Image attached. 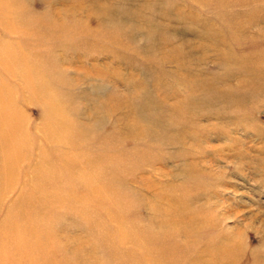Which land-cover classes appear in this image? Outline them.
Returning <instances> with one entry per match:
<instances>
[{"label":"rangeland","instance_id":"rangeland-1","mask_svg":"<svg viewBox=\"0 0 264 264\" xmlns=\"http://www.w3.org/2000/svg\"><path fill=\"white\" fill-rule=\"evenodd\" d=\"M11 1L30 15H3L20 28V43L0 36V145L5 138L7 148L0 152V223L29 211V196L51 181L48 191L61 202L29 219L41 225L53 264H202L193 258L208 239H197L194 218L210 226L216 219L217 231L233 235L238 263L263 258L264 142L254 134L264 132V81L250 85L241 65L264 73V0H115L122 24L137 32L135 50L117 46L83 16L58 26L59 18L44 13L47 0ZM54 1L112 12L113 0ZM122 37L127 44L129 35ZM252 89L261 93L243 96ZM188 98L197 106L185 104L191 137L181 146L168 122L179 123L171 108ZM134 106L152 124L134 118ZM126 118L153 128L151 140L121 127ZM111 129L120 140L111 138L108 151L89 138ZM25 154L17 166L4 164ZM206 253L205 262L214 256Z\"/></svg>","mask_w":264,"mask_h":264},{"label":"bare ground","instance_id":"bare-ground-1","mask_svg":"<svg viewBox=\"0 0 264 264\" xmlns=\"http://www.w3.org/2000/svg\"><path fill=\"white\" fill-rule=\"evenodd\" d=\"M114 1L115 0H113V2H111L109 4L112 12L109 11L108 6H100L97 3H92L89 8L81 6L82 3H80V2H76V3L69 5V6L63 5V6H61V8H58V6H57L58 3L56 1L47 0L46 2L44 1L43 5L46 8V11L44 13L47 12L49 14V16H51V18L54 19V21H56L57 18L60 19V22L58 23L59 24L58 26H60V27H64V28L66 27L65 23L67 21L62 20L63 18H66L69 20H75L76 19L75 17L83 16L85 18V21H87V22L88 21L89 22L90 21H92V22L96 21L99 29L101 30V33L107 34V36L109 38H111V41L115 42L114 44H116L117 46L124 49L125 48L124 45H127V46H130L132 50L133 49L135 50L136 47L139 46V44L134 42L135 41L134 40L135 35L133 33H137V32H135L133 30H129L125 25L122 24L121 19H120L121 17H119V15L117 13V7H116ZM13 4L14 3H12L11 0H0V36L10 37L12 40H9V41L12 44H17V43H20V41H19L20 28H17L13 25V22L10 21V17H14L15 19H16V17H18V18L22 19L21 16L23 17V16H27L30 14L22 12L21 9H19V7H15ZM79 11H81L82 15L79 14ZM8 13H9L8 16H10V17H8V19L7 18L5 19L3 17V15H7ZM13 21H15V20H13ZM78 21H80V20L78 19ZM54 24H56V23H54ZM11 34H16V35L11 36ZM128 35H129V39H128V42L126 44V42H124L125 39H123L122 36H128ZM147 35H148V38H147ZM147 35L145 34V37L147 40V41H145V45H147V43L148 44L150 43V40H151L150 37L152 34L148 33ZM24 42L26 44L25 46H29V45L33 44L32 41H30V40H24ZM187 44H188V42H182L180 45L185 46ZM39 45H42V43L36 40L34 42V46L38 47ZM163 47H159L158 49L161 51L165 50ZM180 58L181 57L179 55H177L175 63H178V60ZM58 60H59V58H58ZM126 60H129V59H126ZM170 60H171V58H170ZM59 61L63 62L62 60H59ZM118 61L119 62H117V63L128 62V61H124L122 59L121 60L118 59ZM219 63H220V61H219ZM241 67H242L243 71L249 73V75L251 76V78H249V82H248L250 85H253V86L257 85L258 86V84L260 82L264 81V73L259 74L253 68L246 66V65L244 66V64H242ZM177 68L181 69L183 71L188 69L186 65L185 66L184 65H180V66L177 65ZM85 78L86 77H82L81 79H85ZM245 83H247V82H244V84ZM223 88H224V86H223ZM70 89H75V88H69V90ZM254 90L255 89H252V91H247V94L244 93L243 96L253 98L254 96L255 97L257 96L256 94L259 95L261 93L260 90H255V91ZM252 98H251V100L254 101L255 99H252ZM15 100L16 99L14 96L13 101H15ZM193 101H195V99L188 98L187 100L185 99L182 103L176 105L177 107L173 106L171 108L173 113H175L179 117L180 121L178 124H175L174 127H173L172 123L168 122V125H170V127H168V130L172 131V132L175 131V135L172 138H173V140H175V143H178L181 146H182V144L184 145L183 141H185L187 138L191 137V133L188 132V129H187V125H186L187 122L186 121H189L187 119V117H189V115L192 112L191 111L186 112L188 108L185 107V104H187L188 107H190L192 105L197 106L196 102H193ZM239 101L242 104L244 101L243 100H237L240 108L242 107L241 109L244 110V106H241ZM252 101H250V102H252ZM152 109H153V115H151L152 118L156 117L155 121L162 122L161 119L164 118V116H159L157 113L154 112L155 109L153 107H152ZM1 111H2V113H6L5 107L2 106ZM140 112L141 111H138L137 107H135V106L132 107V109L130 110V113H132V115H134V118L139 116V117L145 119L148 123L152 124L151 119L148 120V118H146V116L144 114H142V112L141 113ZM172 117H174V116H172ZM3 118H6V117H3ZM7 119L9 121V122H7V124L9 126L12 124V122H13V124L15 123L14 120L12 119V116L8 115ZM140 120H142V119H140ZM123 125H125V128L133 129V130H136L137 132H139V135H141V138L151 140L150 132H153V128L148 127L149 129L145 130L144 128H141L140 126H137V123H135L134 121L130 122V120L128 118H126V120L123 122L121 127H123ZM73 127H74L73 125H69V127L66 126L65 130L71 128L72 133L78 134L80 137H84L83 139H85V136L87 135V133L85 131H83L82 129H80V131L79 130L76 131L75 128H73ZM245 131L247 132L246 129H245ZM118 132L119 131L115 130V129H111L110 131H108L106 133L107 135L106 134L101 135L100 133L98 134L97 132H93L95 134H92L91 137L89 136V138L94 139L97 136V141L93 142V143H95V145L102 146L101 147L102 149L104 148V150L108 151V149H111V146H112V145L110 146V142H109V140L111 141V138L113 140H114V138L117 140H120ZM85 133H86V135H85ZM254 135L257 136L261 141L264 142V132H260L258 129H255ZM160 141H161V143H163L162 139H160ZM107 142H109V145ZM157 143H158V141H157ZM89 144H91V143H89ZM5 147H6L5 138H3L2 146L0 145V152L3 155V157H4V154L7 150V148H5ZM12 155H13V153L11 154V156ZM22 156H19V158L17 156L14 160H12V165H10L11 160H9L8 157H6V162L4 164L7 163L6 165H7V168L9 166V169H10V166H12V167H14V165L17 166L18 164H20V162L23 161V159L24 160L27 159L28 154H25ZM11 159H12V157H11ZM42 160L43 159H40L38 161V163ZM38 166L40 167V164H38ZM15 168L17 169V167H15ZM262 169L264 170V163H263ZM39 173L40 172H38V174ZM20 174L22 176L27 175V173H25L24 171L22 173H17V170H16V175L21 176ZM16 175H14V176H16ZM9 176H10V174H9ZM34 177H35V175H34ZM50 182L51 181L45 182L44 185H42V186H40V188H38L39 189L38 191H36V189H35L36 193H33V195L31 194L29 196V198L26 201L25 208H24V209H29V211H23L21 209V211L23 213L20 212V214H19V212L18 213L16 212L17 214H15L13 217L11 216V218L9 217L11 214L8 213L7 216L8 215L9 216L6 217L0 223V264H53V261H54L53 251L54 250L52 248H50L51 246L49 245V241L46 240L44 233H42V232L38 233V229L39 230L41 229V225H40V227H38L37 221H32L31 219H29V216L31 215V213L34 210L38 211L40 209H45V212H49V211L53 210V209H51V208H53V204H51V201L57 202L63 198L62 195L59 196L58 199L54 198L52 196L50 191H48V185ZM59 202H61V201H59ZM59 202H57L55 204H59ZM16 203H18V202H15V204ZM178 203L180 204L179 206L182 207V205H181L182 200H178ZM12 204H14V203H12ZM11 209H13V207ZM15 209H16V207H15ZM26 213H29V215L27 214L28 216H26ZM185 213H186V211H182L180 213V216L181 217L185 216ZM20 219H23L24 222L19 223ZM215 222H216V219L212 220L213 226L212 225L210 226L205 219H203V218L195 219L194 218L193 225L195 226L196 234L198 233L196 235L197 239H198V237L201 238V236H198L201 233V234H205V236L207 237L208 240L205 241V243H204V244H207V248L205 247L204 249L197 250L195 253V257H194V255H193L194 258L192 257L193 261H199L200 263L204 262L202 264H240L237 261H238V259H240L239 258L240 257L239 252L241 249L238 250L237 245L234 244V242H236L235 238L232 237L233 235L231 237H227L224 235V233H222L219 230H218L219 233H215V230L217 229L215 227V224H214ZM204 229H206L205 231H209L207 235H206V232L203 231ZM218 231L216 230V232H218ZM108 241H110V240H108ZM108 241H106V242H108ZM150 243L152 245H154V241H150ZM132 245H133V248L131 250H129V252L133 254L135 252L134 250L135 249L138 250V248H136L134 244H132ZM212 245H214L213 250L209 249ZM209 250L212 251V254L214 256H212V258L211 257L208 258V260H206V262H205V260H203L202 258L205 257V253L209 252ZM67 252H69V251H67ZM63 253H64V251H63ZM146 253L142 250V252H139V255H141L142 258L146 259V256H147ZM206 254H208V253H206ZM244 264H264V257L258 259L256 256H251L250 259L248 261H246Z\"/></svg>","mask_w":264,"mask_h":264}]
</instances>
